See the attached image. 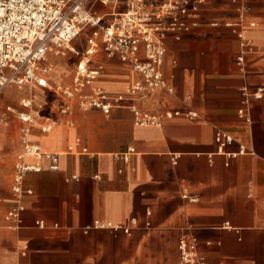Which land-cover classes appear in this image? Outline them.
I'll use <instances>...</instances> for the list:
<instances>
[{"label": "crops", "instance_id": "0c3cea01", "mask_svg": "<svg viewBox=\"0 0 264 264\" xmlns=\"http://www.w3.org/2000/svg\"><path fill=\"white\" fill-rule=\"evenodd\" d=\"M245 4L242 39L226 25L239 17L232 0H206L190 31L166 36L160 69L171 92L151 90L142 75L103 50L94 54L93 67H103L97 84L110 97H123L109 114L75 106L62 115L66 100L50 88H6L0 95V264H181L183 234L197 239L206 264H264V98L251 102L249 122L239 116L242 88L264 87V0ZM81 40L74 45L84 51ZM243 45L251 52L240 66ZM80 57H49L57 84L71 85ZM23 99L33 100V108H24ZM133 108L160 116L161 125L139 124ZM26 112L33 123L20 120ZM175 112L180 115L168 116ZM48 118L55 126L44 133ZM219 131L234 139L226 154L218 153ZM26 139L56 154L59 169L28 157L41 171L27 173L23 186L32 193L18 198L12 185ZM242 146L246 153L227 155ZM19 206L17 221L9 213Z\"/></svg>", "mask_w": 264, "mask_h": 264}, {"label": "built area", "instance_id": "2783aa9c", "mask_svg": "<svg viewBox=\"0 0 264 264\" xmlns=\"http://www.w3.org/2000/svg\"><path fill=\"white\" fill-rule=\"evenodd\" d=\"M206 0H0V95L11 85L22 87L26 84L47 87L62 96L66 103L60 109L62 115H70L75 106L83 110L99 109L109 114L113 108L119 107L123 97H110L98 84L102 66L93 67V55L103 50L109 58H118L128 64L134 71L142 75L151 90L166 89L171 92L161 72V64L165 55L164 41L168 34L179 38L180 33L188 32L192 25L190 20L199 12V6ZM237 5L238 19L226 23L234 29L242 39L241 28L247 12L245 0H232ZM109 8L101 12L100 8ZM196 25V24H194ZM87 34L84 51H79L74 42L83 34ZM251 49L242 46L237 57L240 66L245 63V56ZM70 53L80 55L76 72L69 87L51 85L53 64L49 60L51 54L67 56ZM137 86L135 89H139ZM244 106L239 116L250 121L248 107L253 100L264 98V87L254 90L249 85L242 88ZM24 108L32 109L33 100L23 99ZM136 120L141 125L159 126L161 117L143 114L133 108ZM179 116V112L168 114ZM23 123H33L29 112L20 113ZM190 118L196 114L190 113ZM42 128L49 133L55 126L52 118ZM26 136L29 127L24 128ZM234 141L225 132L216 134L218 153L226 154L225 147ZM241 147L238 153L227 154L231 158L246 153ZM28 157L37 160L45 158L51 162V170H58V156L42 151L38 143L29 139L24 141L23 151L18 155L15 166L12 190L21 198L25 193V176L29 172H40L39 163L30 164ZM190 202L197 198L184 196ZM23 207L9 213L10 218L19 221ZM151 215V212H148ZM137 225V220H132ZM44 227L43 222H38ZM149 226V224H148ZM103 225L96 224L95 228ZM111 227V226H109ZM115 230H123L130 234L129 227L118 226ZM181 264H206V259L198 250V241L191 235L183 234L179 240Z\"/></svg>", "mask_w": 264, "mask_h": 264}, {"label": "rangeland", "instance_id": "374dc122", "mask_svg": "<svg viewBox=\"0 0 264 264\" xmlns=\"http://www.w3.org/2000/svg\"><path fill=\"white\" fill-rule=\"evenodd\" d=\"M101 11V10H100ZM82 38V40H86V38H87V34H83L81 37H80V39ZM81 40V42L80 43H83V41ZM85 42V41H84ZM81 45V44H80ZM49 57H60V56H56V55H53V54H51ZM50 59V58H49ZM51 63L53 64V62L51 61ZM53 70H54V68H53ZM51 80H52V82H51V85H54V84H57L58 82H56V80H55V77L54 76H52L51 77ZM57 85H61V84H57ZM62 86V85H61ZM12 95H14V96H17L18 94L17 93H14V94H12Z\"/></svg>", "mask_w": 264, "mask_h": 264}, {"label": "bare ground", "instance_id": "6f19581e", "mask_svg": "<svg viewBox=\"0 0 264 264\" xmlns=\"http://www.w3.org/2000/svg\"><path fill=\"white\" fill-rule=\"evenodd\" d=\"M57 82V81H56Z\"/></svg>", "mask_w": 264, "mask_h": 264}]
</instances>
